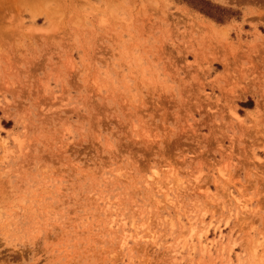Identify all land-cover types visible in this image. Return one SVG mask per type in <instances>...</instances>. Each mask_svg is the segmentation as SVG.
<instances>
[{"label": "rangeland", "instance_id": "obj_1", "mask_svg": "<svg viewBox=\"0 0 264 264\" xmlns=\"http://www.w3.org/2000/svg\"><path fill=\"white\" fill-rule=\"evenodd\" d=\"M0 264H264V0H0Z\"/></svg>", "mask_w": 264, "mask_h": 264}]
</instances>
